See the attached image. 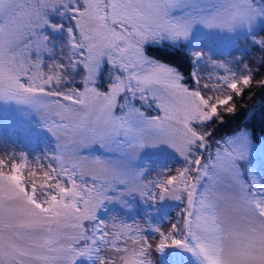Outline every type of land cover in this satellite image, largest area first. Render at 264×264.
<instances>
[{"label": "snow or ice", "instance_id": "6c2138e0", "mask_svg": "<svg viewBox=\"0 0 264 264\" xmlns=\"http://www.w3.org/2000/svg\"><path fill=\"white\" fill-rule=\"evenodd\" d=\"M258 22L264 4L255 0H0V101L42 111V127L57 137L55 150L31 159L0 154V264H153V248L169 257L162 264H177L167 247L194 264H264V179L252 173L248 136L217 140L213 153L208 128L222 110L235 111L234 97L259 69L213 61L222 74L205 76V53L191 50L186 79L148 50L176 48L199 28L244 30L264 51ZM45 29L64 37L46 66L41 53L55 42ZM255 83L264 87V77ZM136 101L163 115H146ZM92 145L120 156H93ZM161 148L181 166L160 164L146 179L137 152ZM137 196L178 202L167 232L123 218Z\"/></svg>", "mask_w": 264, "mask_h": 264}, {"label": "rangeland", "instance_id": "374dc122", "mask_svg": "<svg viewBox=\"0 0 264 264\" xmlns=\"http://www.w3.org/2000/svg\"><path fill=\"white\" fill-rule=\"evenodd\" d=\"M261 1L264 0H255V3L262 4ZM176 15H179V12L174 13ZM260 22H258L254 28L253 31L260 26ZM45 32L49 34L51 39L55 42L54 44H50V46L53 47V52H42L41 55L43 57V62L45 66L47 63L51 62L53 58H59L60 57V44L63 42L64 37L61 34L58 33H52L49 29H45ZM201 35H203V38H199ZM243 36H248L246 31L244 30H238L235 33H221L217 30H206V29H197L196 32L193 34L190 41L183 42L185 48H188L189 52L191 50L196 51H203L205 53V62H202L201 65V74L207 76L208 73H212L213 75L216 74L217 71H219L221 74L223 70H216L212 66V62L215 61L217 63H228L230 66L234 68H239L243 64H246L245 61L247 59V62L252 65L248 57L243 59L244 52L243 47H247L251 43V37L248 38V43L246 38ZM195 38V39H194ZM194 40L191 42V40ZM239 43V45H238ZM237 48H235V46ZM225 49V50H224ZM253 69L254 66L252 65ZM79 76H75L74 80L77 82V86H80L82 88V85L80 84V76L81 73L77 72ZM108 68L105 66L104 71L101 75V78L98 79L96 86L103 89L108 80ZM137 107H140L142 111L145 112L148 116H156V115H163L155 107L154 102H149L148 104H141L139 101L135 102ZM120 109L117 108V112H119ZM44 113L42 111H38L30 106L27 105H18L15 102H4L0 101V133L6 138L7 136H14V133L17 132V143L12 141V143L6 142L5 147H10V149L6 150L8 151H24L29 154V158H34L37 154H43L42 151H53L55 150L56 143H57V137L53 136L50 132H48L46 129L42 127V119H43ZM55 118V117H53ZM34 125V128L37 126H40L37 128L40 130L43 135L42 138H49L51 141V145L49 147V150L45 145L41 147V149L35 151H31L30 149H27L26 147L30 146L31 141L25 140L24 137L26 134H23V132H27L29 134L32 133V126ZM37 125V126H36ZM17 129V131L15 130ZM246 133L244 130H239L234 132L231 135H228L226 137L217 139V140H224L226 141L228 138L234 137L238 134ZM65 137H61V141L63 142ZM249 139V137H248ZM216 140V141H217ZM0 142H4L3 140H0ZM46 147V148H44ZM115 146H113L114 148ZM217 145L215 142L212 144V150L213 153L215 151V148ZM221 149H223V144L220 145ZM87 153L93 155V156H100L102 159H117L120 156L119 152L116 151H106L101 149L98 145H92L87 150ZM163 156L166 165L172 168L180 167L181 162L179 161V158L175 156V154L170 150L166 148H161L159 150H153V149H147V150H138L137 152V158L133 161L134 165L141 168L140 165H146L150 166L153 162L157 160H144L141 161L143 157H153V156ZM248 156L250 159V167L252 170V173L256 175L257 179H264V153L262 150V143L259 140H251L249 139V151ZM160 160V158H158ZM160 167V166H159ZM158 167V168H159ZM149 176L146 175V179H148ZM156 202H159L163 208L164 212L161 215V219L157 220L156 215L154 214L157 207L154 203L147 202L145 203L141 199L139 200V208L135 209L133 206L135 203L132 204V210L129 214L124 215L121 213L124 219L127 220L129 223H137L142 228H149L150 226H159L163 231L167 232L168 225L173 222L176 218L177 212L179 210L178 202L171 200L170 198H165L164 201H160L159 198H157ZM182 206V205H180ZM112 208L119 209L118 205H110ZM133 211V212H132ZM135 212V213H134ZM149 237V240L152 241L154 244L159 243L160 236L159 233L156 232H150L147 233ZM166 245H171V240L165 241ZM167 253L176 252L178 253L179 257L173 258L177 261V264H194V258L185 252H181L180 250H175L171 247H167L165 250ZM169 257H165L163 253L156 252L153 248L152 254L150 255V259H152L153 264H162V262L165 259H168ZM81 264H84L83 261H81Z\"/></svg>", "mask_w": 264, "mask_h": 264}, {"label": "trees", "instance_id": "16d2710c", "mask_svg": "<svg viewBox=\"0 0 264 264\" xmlns=\"http://www.w3.org/2000/svg\"><path fill=\"white\" fill-rule=\"evenodd\" d=\"M262 4H264V1H261ZM52 20L57 21L59 17L52 15ZM254 33L256 35V38L259 39L260 36L264 35V23H261L258 28L254 30ZM204 36L201 35L199 38H203ZM246 38L247 43L248 38L250 36H243ZM195 39V38H194ZM194 40L192 39L191 42ZM188 44L184 45L183 42H181L176 48L166 47L164 45H151L149 46V54L151 55H163L164 62H167L175 67H177L187 79L188 72L191 70V52H189L188 48H185ZM239 45V43H238ZM235 48H237V46ZM225 50V49H224ZM244 56L243 59L248 57L252 65L255 69H259V72L254 76V82L253 84L244 89L242 95L235 96L233 103L235 105V111L233 113H227L225 111H221L222 121L219 119H214L209 125V130L213 131V135L211 137V145L220 138L226 137L228 135L233 134L236 131L244 130L247 132V136L251 140H259L262 143V150L264 153V87H260L258 84L255 83L256 80L261 79L264 77V64H261V58L264 57V51H262L259 47V45L253 44L252 39L251 43L248 45V48L243 47ZM245 63L249 64L247 62V59ZM79 76L77 73L74 75V77ZM101 78V76H100ZM78 81H76L77 84ZM32 126V133L29 134L27 132H23V134H26L24 139L31 141L30 146L26 147L27 149H30L31 151H35L41 149L43 145L47 147L49 150V147L51 145V141L49 138L43 139L41 135H43L39 128L40 126H37L34 128V125ZM17 131V129H15ZM17 132L14 133V136H7L6 138L0 133V140H3L4 142H0V154L5 153L6 150L10 149V147H5V143L9 142L12 143L14 141L17 143ZM44 147V148H46ZM17 152V151H15ZM19 153V152H17ZM41 153H44L43 151ZM157 160L153 162L150 166L146 165H140L141 168H143L146 173L148 179H152L155 177L156 172L158 170V167L166 165L164 157L163 156H153V157H143L141 161L147 160ZM160 158V160H158ZM139 196L136 197L135 205L133 208L137 209L139 208ZM151 203H154L157 207L155 211V215L157 220L161 219V215L164 212V208L159 205V202L156 201H148ZM133 212V211H132ZM135 213V212H134ZM147 233H150L151 231H146Z\"/></svg>", "mask_w": 264, "mask_h": 264}]
</instances>
